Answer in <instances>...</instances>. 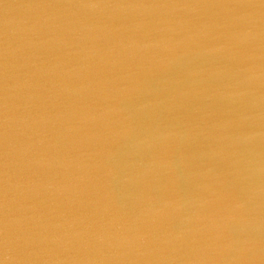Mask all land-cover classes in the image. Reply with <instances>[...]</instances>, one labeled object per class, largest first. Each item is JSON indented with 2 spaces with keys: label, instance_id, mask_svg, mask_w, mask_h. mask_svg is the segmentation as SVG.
<instances>
[{
  "label": "water",
  "instance_id": "1",
  "mask_svg": "<svg viewBox=\"0 0 264 264\" xmlns=\"http://www.w3.org/2000/svg\"><path fill=\"white\" fill-rule=\"evenodd\" d=\"M0 264H264V0H0Z\"/></svg>",
  "mask_w": 264,
  "mask_h": 264
}]
</instances>
